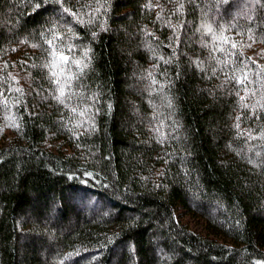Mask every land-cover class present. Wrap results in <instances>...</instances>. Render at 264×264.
<instances>
[{
  "label": "trees",
  "instance_id": "16d2710c",
  "mask_svg": "<svg viewBox=\"0 0 264 264\" xmlns=\"http://www.w3.org/2000/svg\"><path fill=\"white\" fill-rule=\"evenodd\" d=\"M0 264H264V0H0Z\"/></svg>",
  "mask_w": 264,
  "mask_h": 264
},
{
  "label": "snow or ice",
  "instance_id": "6c2138e0",
  "mask_svg": "<svg viewBox=\"0 0 264 264\" xmlns=\"http://www.w3.org/2000/svg\"><path fill=\"white\" fill-rule=\"evenodd\" d=\"M66 11H67V9H66ZM60 59H61V60H66L67 58H66V57H63V56H61V57H60ZM61 95H63V91H61Z\"/></svg>",
  "mask_w": 264,
  "mask_h": 264
}]
</instances>
